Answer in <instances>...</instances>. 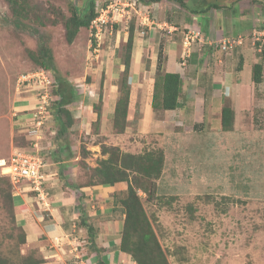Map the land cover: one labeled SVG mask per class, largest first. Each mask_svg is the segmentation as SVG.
<instances>
[{
    "label": "rangeland",
    "instance_id": "1",
    "mask_svg": "<svg viewBox=\"0 0 264 264\" xmlns=\"http://www.w3.org/2000/svg\"><path fill=\"white\" fill-rule=\"evenodd\" d=\"M89 2L30 0L32 11L29 18L24 20L23 25L17 26L7 2L0 0V189L8 186L1 163L8 160L16 149L39 152L45 160L77 156L76 163L79 166L76 177L80 184L90 182L93 168L108 156L102 153L105 145L117 146L123 152L133 154L162 149L165 163L162 175L155 179L152 189L154 194L148 198L142 190L139 192L169 263L264 264V131L258 135L260 128L264 130L263 82H252V94L257 98L254 104L248 99L239 102V99L233 101L229 97L218 102V106L223 102L224 106L230 104L236 111L232 134L231 130L222 128L221 115H213L207 108L204 110L201 101L197 103L198 117L191 110L180 117L179 114H165L163 110L154 108L153 115L145 116L141 111L140 100L147 95L148 90H153L156 70L154 73L152 59L147 60L146 50L136 53L133 58L139 62V68L134 74V82L131 71L130 83L131 87H138L130 101L128 123L123 131L125 134L119 137L114 118L104 117L100 97L104 93L108 62L122 64L126 40L122 41L119 31L123 36L134 18L122 17L121 21L114 23L113 29H106L99 50H95L91 27H82L75 41L70 43L66 39L64 19L70 16L72 4L84 8ZM109 3L119 1L97 0L98 11ZM232 11L233 8L231 17L239 19V13ZM117 18L120 17L117 15ZM52 20H56V23ZM41 38L52 49L55 59L56 69H45L48 78L54 80L49 87L54 100L59 98L53 91L58 84L57 77L68 80L74 86L76 94L73 99H78L85 84L96 77L97 104L87 102L90 108L84 107L85 115L82 119L76 118L70 127L78 130L75 135L81 141V146L73 150L59 148V140L63 136L71 138L74 131L70 129L63 136L58 134L60 123L55 118L56 103L53 102L43 118L40 138L30 132L34 129L35 121L30 117H26L29 120L20 118L23 112L18 110L21 104L19 97H31L32 94L38 97L45 91L43 87H29L19 81L21 76L41 69L28 53L29 49L38 51ZM193 71H187L186 89L196 86ZM203 80L206 82L207 78ZM78 107V102L67 106L72 113ZM83 128H89L90 134H86ZM249 128H253L255 137L249 135ZM35 140H38L39 148L34 146ZM28 186V183L21 182L18 186L13 185L11 190L22 191ZM114 198L115 195L110 200L94 199L89 203L94 206L88 208L85 214L90 216L93 213L88 220L96 223L98 230L101 222L119 225L123 219L121 204L113 207ZM13 225L9 202L0 194V253H5L6 244L11 243L8 234ZM76 233L82 235L83 232ZM80 239L83 240V235ZM58 241L60 251L66 249V239L60 238ZM26 244L22 246L23 253L34 252L43 258L38 248ZM113 244L115 251L118 247L116 243ZM78 247V254L92 264H98L100 255H94V259L89 257L93 250L89 243L80 242ZM110 251L113 250L109 249V255ZM130 258L128 261L120 259L114 264H136ZM45 260L43 264H47Z\"/></svg>",
    "mask_w": 264,
    "mask_h": 264
},
{
    "label": "crops",
    "instance_id": "2",
    "mask_svg": "<svg viewBox=\"0 0 264 264\" xmlns=\"http://www.w3.org/2000/svg\"><path fill=\"white\" fill-rule=\"evenodd\" d=\"M118 1L126 7L129 18L136 17L133 57L136 53H143L144 50L148 52V49L152 47L154 73L157 68L159 54H162L165 71L178 72L183 78V91L179 100V107L174 110L163 111L165 114L174 113L179 114L181 117L183 114L186 115L188 110H191L193 111L192 114L198 117L197 103L201 101V104L204 103V110L207 108L211 114L220 115L224 103L221 102L218 106V102L220 99L224 100L225 97H229L233 101L239 99V102H246V99L251 100L253 104L257 102L256 96L252 94L253 67L259 63L263 65L262 82L264 84V50L259 51L257 49L258 42L255 43L253 37L257 32L258 34H264V0H184L183 4L176 0H160L148 3L140 0ZM232 8L235 13L236 11L239 13V19L231 17ZM228 20L229 22H227ZM188 32L198 34L197 39L192 42L190 48L185 45ZM145 33H147L146 36ZM119 34L122 41L127 40V30H124L123 36L121 31H119ZM240 37L243 38L242 43L231 50L223 51L217 46L223 40L238 39ZM187 51H190L189 54H186ZM216 54L219 56H215ZM186 56H188L187 59H185ZM241 62L242 69L237 70V66ZM138 63L133 58L131 67L133 82L136 79L134 74L138 72L136 70L139 68ZM106 67L107 78H105L103 85L102 108L104 117L111 118L114 117L115 113L119 95L118 79L123 70V65L109 61ZM188 70H194L196 77V86L191 89H186L187 81L185 77ZM204 78H207L206 82H204ZM94 80L96 81V77L90 83L85 84L78 99H73L67 105H73L76 102L79 104V107L77 110H73V113L68 108L74 121L76 118L82 119L85 115L86 110L84 107H87L86 109L90 108L86 104L87 102L97 104L95 99L96 82ZM138 82L140 85V80ZM144 84L145 82H143ZM137 87L133 85L131 88V98L134 96V90ZM146 96H143L140 100L141 111L145 116L153 115V90H148ZM36 98L33 94L31 97H19L21 104L18 106V110L23 112L20 115L21 119L30 117L34 120L32 117ZM91 111L93 112V107H91ZM201 115L204 117L205 114L202 112ZM70 129L74 131L72 137L66 138V136H63L59 140L60 149L69 148L73 150L81 146V141L75 135L78 130L69 128L68 131ZM83 129H85L86 134H90L89 128ZM252 129L249 128V135L255 137L252 134ZM263 131L260 128L258 135L260 136ZM81 132H83L82 129ZM233 132L234 130H231V134ZM116 133L119 137L125 134L118 131ZM77 158L76 156L75 158L45 160L46 165L43 168L45 196L43 200L30 186H28L29 188L25 187L22 191L14 192L16 220L26 231V245L38 248L46 260L53 258L52 261L45 260L47 264H55L57 263L56 260H58V263L71 264L78 254L76 251L80 242L92 243L88 231L80 223L81 209L77 207L78 205L82 204L86 210L91 209L94 206L89 204L92 200H110L115 193L124 191L127 188L126 182H119L115 185L75 187L80 184L78 177H76V169L79 166L76 163ZM115 198L113 207L116 208L120 204ZM90 216H93V213H90ZM122 217L124 219V214ZM123 219L119 225L112 222H101L99 230L98 225L94 223L97 228L95 234L96 246L102 252L92 251V256H89L91 259H94V255H100L98 260L100 258L109 264H114L116 261L120 262V259L128 261V257L132 259L130 254L122 251L119 247ZM77 231L83 232L81 233L83 240L80 239L82 235H78ZM60 238L66 239L65 244L67 245H65L66 249H62L63 252L60 251L57 245ZM113 243H116L115 246L118 247L115 251L112 248ZM109 249L113 250L110 251V255L108 254ZM106 258L108 259L106 260Z\"/></svg>",
    "mask_w": 264,
    "mask_h": 264
},
{
    "label": "trees",
    "instance_id": "3",
    "mask_svg": "<svg viewBox=\"0 0 264 264\" xmlns=\"http://www.w3.org/2000/svg\"><path fill=\"white\" fill-rule=\"evenodd\" d=\"M13 14L14 22L17 26L24 24L28 19L32 7L30 0H5ZM144 3L160 0H140ZM181 4L184 0H176ZM71 14L64 19L66 29V39L68 42L75 41L82 27L89 28L92 20L98 16L96 1L90 0L84 8L74 4L71 5ZM135 19V18H134ZM132 19L128 29V37L125 44V53L122 58L124 69L118 79V99L114 113V126L118 132H123L128 123L130 101H131V67L133 61V49L136 35V20ZM55 22L56 20H52ZM56 23V22H55ZM36 31V30H35ZM42 39V38H41ZM259 43V42H258ZM30 57L40 68L55 70V59L52 49L41 40L38 51L28 50ZM147 60L152 59V47L148 49ZM151 61V60H150ZM242 69V62L238 64L237 70ZM263 65L261 63L254 66L255 83L262 82ZM57 87L53 89L59 95L56 103L57 111L55 118L60 123L58 134L62 136L67 134L70 127L74 124V118L67 105L73 101L75 96L74 86L68 80L57 77ZM183 89V78L178 72L165 71L163 68V56L159 54L156 73L154 76L153 103L155 110H174L179 107V100ZM102 102V95L100 97ZM52 102V104H54ZM51 104V105H52ZM99 118H100V112ZM222 128L233 130L236 111L232 105L228 104L222 107L221 111ZM102 153L108 155L100 160L98 166L92 171V180L87 183L77 184L80 188L85 185H115L119 182H127V188L124 191L115 193V197L123 208V227L121 232L120 249L132 256L137 264H170L167 254L160 243L152 221L144 207L140 190L148 198L154 193L152 191L155 185V179H158L163 172L165 163V153L162 149L146 150L140 154L123 152L117 146H103ZM8 186L0 189V194L10 205L11 221L14 224L8 234L6 244L7 250L0 253V264H43L44 259L38 257L34 252L23 253L22 246L27 242V234L23 226L18 225L16 220V209L14 203V192L11 187L14 185L8 175ZM33 190V189H32ZM38 193V191L34 190ZM81 209V225L87 228L88 235L91 237L92 251L101 253L95 242L97 228L88 220L86 208L82 204L77 206ZM87 217V218H86ZM98 264H108L99 258Z\"/></svg>",
    "mask_w": 264,
    "mask_h": 264
},
{
    "label": "built area",
    "instance_id": "4",
    "mask_svg": "<svg viewBox=\"0 0 264 264\" xmlns=\"http://www.w3.org/2000/svg\"><path fill=\"white\" fill-rule=\"evenodd\" d=\"M124 13H126V8L123 5L120 6L119 3H110L100 9L99 15L91 22V29L96 42L95 50H99L102 45L106 29H109V27L112 29V23L117 19L116 14L123 15ZM195 37L197 38L198 34L193 32L187 34L185 39L186 47H189L195 41ZM254 42H259L257 45L259 51L264 50V34H254ZM240 43H242V38L226 39L218 43L217 46L223 51H228ZM19 81L21 84L26 83L29 87L34 85L39 88L43 87L45 90L41 96L36 98V103L33 107L34 129L30 131L35 133L37 138H40L39 132L44 124L43 118L52 103L51 99L52 101L54 100L51 90H49L54 80L48 78L45 69H40L21 76ZM34 146L39 148L38 140L34 141ZM1 165L3 166L4 174L10 177L15 186H18L21 182H26L33 190L38 191V196L43 200L45 196L43 168L46 162L39 152L16 149L8 160H3ZM75 257L74 264H92L91 261L83 258L80 254Z\"/></svg>",
    "mask_w": 264,
    "mask_h": 264
},
{
    "label": "clouds",
    "instance_id": "5",
    "mask_svg": "<svg viewBox=\"0 0 264 264\" xmlns=\"http://www.w3.org/2000/svg\"><path fill=\"white\" fill-rule=\"evenodd\" d=\"M109 4H110V3H109ZM121 4H122V3H119L120 6L123 5V4H122V5H121ZM107 5H108V4H107ZM107 5H104V7L107 6ZM125 8H126V7H125ZM97 9H98V7H97ZM100 9H101V8H100ZM98 12L100 13V10H99ZM127 14H129V13L126 12L125 15H124V14H123V15L116 14V18H117V15H118V17H120V18H117L115 22L121 21V20H122V17H123V18H124L125 16L128 17ZM98 15H99V14H98ZM96 17H97V16H96ZM128 18H129V17H128ZM94 19H95V18H94ZM115 22H114V23H115ZM114 23H113V26H114ZM90 27H91V26H90ZM109 28H110V27H109ZM112 29H113V27H112ZM188 33H190V32H188ZM257 33H258V32H257ZM255 34H256V33H255ZM186 36H187V35H186ZM240 38H241V37H240ZM253 38H254V37H253ZM238 39H239V38H238ZM195 40H196V39H195ZM242 40H243V38H242ZM193 42H194V41H193ZM95 43H96V42H95ZM240 44H241V43H240ZM191 45H192V44H191ZM191 45L189 46V48L191 47ZM41 69H44V68H41ZM57 100H59V98L56 99V100H53V101H57ZM53 101H52V102H53ZM51 104H52V103H51ZM50 106H51V105H50ZM50 106H49V107H50Z\"/></svg>",
    "mask_w": 264,
    "mask_h": 264
}]
</instances>
